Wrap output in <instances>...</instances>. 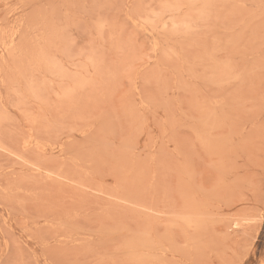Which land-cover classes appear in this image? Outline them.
Wrapping results in <instances>:
<instances>
[{
  "label": "rangeland",
  "instance_id": "1",
  "mask_svg": "<svg viewBox=\"0 0 264 264\" xmlns=\"http://www.w3.org/2000/svg\"><path fill=\"white\" fill-rule=\"evenodd\" d=\"M0 264H264V0H0Z\"/></svg>",
  "mask_w": 264,
  "mask_h": 264
}]
</instances>
